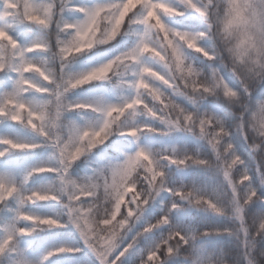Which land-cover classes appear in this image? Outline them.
<instances>
[{
    "label": "snow or ice",
    "instance_id": "snow-or-ice-1",
    "mask_svg": "<svg viewBox=\"0 0 264 264\" xmlns=\"http://www.w3.org/2000/svg\"><path fill=\"white\" fill-rule=\"evenodd\" d=\"M0 264H264V0H0Z\"/></svg>",
    "mask_w": 264,
    "mask_h": 264
}]
</instances>
